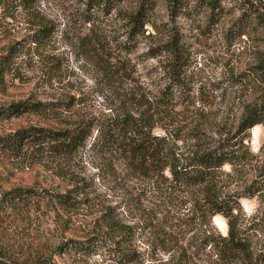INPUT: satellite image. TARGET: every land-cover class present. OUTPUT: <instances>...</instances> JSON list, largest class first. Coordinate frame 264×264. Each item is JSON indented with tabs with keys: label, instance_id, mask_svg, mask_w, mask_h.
Here are the masks:
<instances>
[{
	"label": "rangeland",
	"instance_id": "obj_1",
	"mask_svg": "<svg viewBox=\"0 0 264 264\" xmlns=\"http://www.w3.org/2000/svg\"><path fill=\"white\" fill-rule=\"evenodd\" d=\"M26 2L31 3L27 9L22 5ZM151 2L149 18L155 27L148 25L144 36L130 39L121 14L134 8L137 0H124L121 14L118 7H106L98 0H6L0 6V109L27 102L38 111L1 121L0 135L111 116L118 107L117 97L136 87L149 99L156 97L168 85L161 71L166 60L161 45L172 31L189 60L184 86L169 103L170 122L183 136L199 130L212 137L222 129H237L245 107L264 102L262 84L256 83L254 73L264 50L262 31L255 25V30L239 37L228 33L241 15L243 0H223L221 17L213 22H208L201 6L191 15L185 6L172 15L166 0ZM154 133L161 131L156 128ZM246 146L253 156L262 152L263 124L248 132ZM88 147L68 157L33 149H24L18 159L0 157V195L12 185H33L42 193L60 195L73 188L77 203L63 214L42 194L32 200L29 210L0 219V244L18 251L26 244H45L54 250L69 243L78 248L63 257L51 253L57 264H118L114 247L137 254V264H169V254L150 255L153 238L142 230L116 245L101 235L106 247L96 244L86 249L87 240L98 231L96 219L107 206L115 209L121 224L138 226V192L147 189L146 184L137 187L130 181L120 160L109 156L104 160ZM139 203L150 210L154 201L150 196ZM263 207L256 197L241 199L240 227L247 228ZM203 228L222 236L227 233L220 216ZM255 245L257 238L252 240Z\"/></svg>",
	"mask_w": 264,
	"mask_h": 264
},
{
	"label": "trees",
	"instance_id": "obj_2",
	"mask_svg": "<svg viewBox=\"0 0 264 264\" xmlns=\"http://www.w3.org/2000/svg\"><path fill=\"white\" fill-rule=\"evenodd\" d=\"M5 1L0 0V6ZM98 1H103L106 7H118V14L124 10V0ZM166 1L172 15L175 10L180 13L184 6L191 15L201 6L208 14V22L221 17L223 0ZM224 1L236 3V0ZM22 5L27 9L31 3ZM239 5L241 15L228 33L239 37L255 30L256 25L262 31L264 44V1L243 0ZM151 13V0H137L134 8L126 13L123 11L121 15L127 21L130 39L144 36L148 25L155 27L150 22ZM169 35L161 45L166 56L161 71L168 85L157 92L156 97L149 99L136 87L117 97L118 107L111 116L80 120L69 127H28L2 134L0 157L18 159L24 149L46 150L54 156L68 157L89 146L90 152L103 156L104 160L107 156L120 160L127 177L136 181L137 187L146 184L147 189L136 188L139 190L136 202L140 206L136 209L138 226L121 224L114 214L115 209L107 206L96 219L98 231L87 240L86 249H93L96 244L106 247L101 235L116 245L142 230L153 238L150 255H155L156 251L169 254V264H264V207L247 228L240 227L239 218L241 199L256 197L264 202V148L259 155L253 156L246 146L248 132L257 125H264V102L245 107L235 130L222 129L212 137L199 130L183 136L170 122L169 103L184 86L189 56L182 48L177 32L172 31ZM147 36L152 37L149 32ZM258 57L254 73L256 83L262 84L264 93V50ZM33 107L34 104L21 102L2 108L0 122L38 111ZM164 122L169 126L161 127ZM156 128L161 134L154 133ZM30 186L12 185L0 195L1 220L29 210L32 200L40 199L42 194H46L63 214L77 205L73 188L65 189L60 195L47 190L42 193ZM150 196L154 201L153 208H142L140 200ZM214 216L225 220V236L203 228ZM253 238H257L255 246H252ZM75 249L79 251L69 243H61L54 250L45 244H26L18 251L0 244V264H57L53 257H63ZM111 250L119 254L118 264H137L139 261L137 254L125 252L122 247Z\"/></svg>",
	"mask_w": 264,
	"mask_h": 264
}]
</instances>
